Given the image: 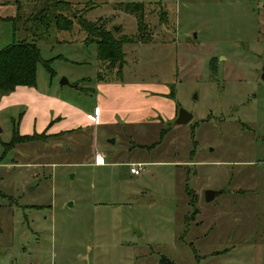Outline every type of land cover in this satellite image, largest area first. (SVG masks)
<instances>
[{"label":"rangeland","instance_id":"374dc122","mask_svg":"<svg viewBox=\"0 0 264 264\" xmlns=\"http://www.w3.org/2000/svg\"><path fill=\"white\" fill-rule=\"evenodd\" d=\"M33 1L21 0L24 19L32 18ZM61 1L127 41L137 40L138 23L115 4H150L140 34L146 44L123 45L120 75L118 63H98L95 46L76 40L78 26L33 25L61 94L86 111L102 96L114 124L96 129L94 122L4 152L18 112H0V264H264V0ZM17 13L16 0H0V49L26 35L23 21L14 37L4 20ZM97 72L123 83L109 96L95 81L75 93V82ZM49 80L39 64L38 85ZM180 109L193 118L172 126ZM137 114L164 121L167 134L153 150L129 151L131 140L158 141L160 129L149 130L155 125H131ZM132 131L140 135L131 138ZM95 150L108 166L86 165ZM123 162L146 165L134 177ZM212 188L224 192L206 203Z\"/></svg>","mask_w":264,"mask_h":264},{"label":"trees","instance_id":"16d2710c","mask_svg":"<svg viewBox=\"0 0 264 264\" xmlns=\"http://www.w3.org/2000/svg\"><path fill=\"white\" fill-rule=\"evenodd\" d=\"M40 1L41 0L33 1L32 11L34 12L31 14L32 18L24 19L20 14L21 0H16L18 11L17 15L12 18H4V20H8L12 23L14 37L16 32L19 30L17 24L23 21V30L25 31L26 35H24L20 40L15 39L11 44L0 49V98L10 94L15 90L16 87L19 86L29 88L35 87L37 78V66L39 64H42L44 66L50 76V79L54 77V72L50 66V61H43L41 59L40 49L35 42L37 35L33 33V25H44L46 31L50 26H52L58 32H70L75 25L78 26V33L81 35V37L77 38L76 40L81 41L85 46H95L96 58L98 63H107L111 65V68H115V65L118 63L117 68L119 74L122 73L123 65L125 63L123 58V45L128 43L133 44L136 42H143L144 44H146V40H142V36L140 35L142 32L145 33L147 31L144 22L147 16L146 5H144L143 3L131 2L115 4L116 9L122 10L126 14L133 15L138 23L137 40H128V42L127 40L115 38L113 33L115 32L114 28H112V31L107 30L105 27L106 21H101V19H98L97 21L92 22L86 19L85 14L87 13V11L77 10L74 6L71 5L70 2L61 0H43V3L38 6ZM35 14L36 16L33 17V15ZM161 15L163 16L161 24L163 26L167 25V14L162 11ZM29 24L31 27L26 28V26ZM213 61L214 60H212V62ZM212 65L213 64H211V66ZM211 70L213 71L214 67L211 68ZM94 81L97 83L104 82L100 72L96 73ZM89 82H91V79L85 78L76 82L74 84V87L85 94L88 92V90L84 91L80 87V84ZM167 131V129H162L159 131L157 142L149 146L134 144L132 149L138 148L147 151L154 149L160 142H162L163 137L167 134ZM47 137H51L47 134V131L39 134L34 133L32 135L22 136L19 134L16 125H14L10 142L3 144L4 152L11 151L19 144L35 142ZM185 188V192L189 196L192 195L191 198L196 200L195 196L191 194L189 188L187 186ZM191 206L193 207L191 216L193 219L198 214V210L192 204ZM163 262L164 260L161 261L162 264Z\"/></svg>","mask_w":264,"mask_h":264},{"label":"crops","instance_id":"0c3cea01","mask_svg":"<svg viewBox=\"0 0 264 264\" xmlns=\"http://www.w3.org/2000/svg\"><path fill=\"white\" fill-rule=\"evenodd\" d=\"M187 1H191V2H186L188 4H191L195 0H187ZM120 3H125V2H120ZM137 3H141V2H137ZM146 5H150V4H146ZM157 5H159L164 11L165 5L163 6L160 3V1L159 3L157 2ZM165 13L167 14V12ZM96 61H97V58H96ZM95 76L93 79L90 78L91 82L94 81ZM122 83L123 81H104V82H100L97 84L105 85L103 88L102 94H104L105 96H109L113 87H120L119 84H122ZM61 93H62L61 89H59L56 85L53 84L52 79L48 81L46 86L44 85V87L42 86L40 87L37 83V78H36L35 87L29 88V87L19 86V87H16L15 90L11 92L10 94L1 97L0 98V112L5 111L7 109L8 111L13 110L14 112H18L17 113L18 121L16 123V127L18 129L19 134L22 136L32 135L34 133L39 134L44 131H47V134L50 136H60L61 137L66 133H72L84 127H89V126L92 127L94 126V122H95V125H97L96 127H94L96 129H99V127H103V126H107L110 128L114 124L111 118L106 117L108 113V108H106L108 101L100 102V98H102V96H97L96 101L98 105H94L92 111L90 110L86 111V108L83 107L82 104L77 105L76 103L71 102L70 99H67ZM75 93L79 95V93H83V92L76 90ZM95 109H97L98 114L96 118L94 117L91 119L89 116L93 115V111ZM143 118L144 117H142L141 114H137V117H133L131 119L133 122L131 125L139 124L142 127H145L144 125H146L147 127L151 125H155V128L151 127L149 128V130L150 131L153 129L162 130L163 128L162 124L164 123V121H162L158 117H155L157 121H154V122L140 121ZM132 132L133 133H132L131 138L135 139L137 138L138 135H140V133H138L137 131L135 132L132 131ZM127 133L129 134L130 132H127ZM158 136H159V133H158ZM131 141L132 143L134 142L135 145H141L140 143H137L134 140H131ZM133 145L130 147L129 151L133 150L132 149ZM141 146H146V145H141ZM92 148H95V147L93 146ZM95 151L99 152L97 150ZM92 156L93 155L91 153V155L89 156V160L86 163L88 167L104 168L108 166L106 162H105V165L103 166L94 165V160H93L94 157L92 159ZM124 163H126L127 165L131 164L128 162H123V164ZM112 164H116V163H112ZM196 164H199V163L196 162ZM211 190H218V189L212 188Z\"/></svg>","mask_w":264,"mask_h":264},{"label":"water","instance_id":"95a60500","mask_svg":"<svg viewBox=\"0 0 264 264\" xmlns=\"http://www.w3.org/2000/svg\"><path fill=\"white\" fill-rule=\"evenodd\" d=\"M114 31H117V28H114ZM261 81L264 83V63L261 69ZM65 85H69L68 82L65 79H62L60 82V86H65ZM194 98H196V96L194 95ZM192 120V114L180 109L178 111L177 117L173 122L174 126H182V125H186L188 124L190 121ZM224 191L223 190H206L203 194L204 197V201L206 203H209L211 201H213L217 196L221 195Z\"/></svg>","mask_w":264,"mask_h":264},{"label":"built area","instance_id":"2783aa9c","mask_svg":"<svg viewBox=\"0 0 264 264\" xmlns=\"http://www.w3.org/2000/svg\"><path fill=\"white\" fill-rule=\"evenodd\" d=\"M97 109L94 110L93 112V115L92 116H89L91 119L96 117L97 116ZM94 165L96 166H103L105 165V159L104 157L99 153V152H95L94 154ZM146 164L144 163H131V164H128L129 166V173L131 176H134V177H138L140 176L141 174V171L143 170V167L145 166Z\"/></svg>","mask_w":264,"mask_h":264}]
</instances>
